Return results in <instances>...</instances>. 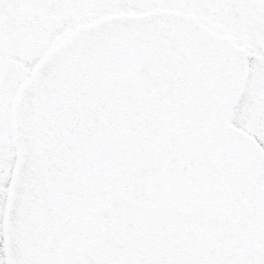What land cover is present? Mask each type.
Here are the masks:
<instances>
[{"label":"rangeland","instance_id":"374dc122","mask_svg":"<svg viewBox=\"0 0 264 264\" xmlns=\"http://www.w3.org/2000/svg\"><path fill=\"white\" fill-rule=\"evenodd\" d=\"M51 1L50 7L32 0H11L0 7L12 53L0 92V165L7 177L1 190L6 196L7 187H13V196L19 197L17 184L33 180L45 198L57 203L68 229L73 215L92 209L114 230L102 245L105 255L94 253L95 260L126 264V238L142 221L135 201L146 200L149 181L160 167L129 164L122 172L133 182L132 194L111 198L106 163L117 164L122 154L125 163L135 151L133 144L109 138L115 126L155 137L207 116L209 110L197 103L203 94L196 69L206 66L211 52L226 51L225 60L247 51L264 56V21L246 0ZM217 81L222 88L221 93L214 90L217 128L224 129L228 149L238 156L234 162L253 163L264 176V61L238 60ZM22 85L32 88L17 98ZM12 101L20 102L17 111ZM57 114L67 120L78 116L82 130L70 128L76 139L65 132L64 118L46 119ZM23 217L17 221L19 231L26 219L31 228L33 218ZM38 224L35 219L34 226ZM23 243L19 237L22 261Z\"/></svg>","mask_w":264,"mask_h":264},{"label":"flooded vegetation","instance_id":"af4514ba","mask_svg":"<svg viewBox=\"0 0 264 264\" xmlns=\"http://www.w3.org/2000/svg\"><path fill=\"white\" fill-rule=\"evenodd\" d=\"M246 3L248 9L264 21L261 20L264 0H246ZM9 38L0 11V92L8 64L12 61ZM254 54L257 53L247 51L225 60L226 52L223 55L214 52L208 55L206 66L196 69L203 94L197 103L209 112L205 117L199 116L197 123L187 122L186 127L174 135L172 153L163 155L165 159L159 172V175L163 174L164 167L169 165L177 175L188 176L190 186L183 196L191 211L180 213L174 219L170 216L168 219L153 218L144 213L143 221L139 222L142 228L128 234L126 264H255V261L264 264V176L253 163L244 166L234 162L233 158L238 156L228 149L224 129L217 128L219 100L214 94L215 91L222 92L218 87L219 75L236 61L244 57L264 61V56ZM228 62H231L229 67L222 69ZM30 88L28 85L20 89L29 91ZM16 105V101L11 102L12 109ZM3 116L0 106L1 125ZM15 135L13 128V139ZM1 170L0 165V264H107L104 260H95L97 253L101 256L106 253L101 248L108 240L110 228L104 221L85 214L76 217L74 226L68 229L61 212L55 210L53 216L45 212L48 205L35 193L37 189L29 180L17 184L19 197L13 196V187H7L8 192L3 196L1 184L7 177H2ZM115 177L116 188L127 189L123 178ZM166 179L160 181L161 188L166 185ZM159 192L161 196L155 200L168 201L163 189ZM20 212L24 217L33 218L31 228L24 219V228L19 231ZM35 219L40 222L39 227L34 226ZM19 237L25 242L22 245L26 250L22 248V252H26L23 261L19 258Z\"/></svg>","mask_w":264,"mask_h":264},{"label":"snow or ice","instance_id":"6c2138e0","mask_svg":"<svg viewBox=\"0 0 264 264\" xmlns=\"http://www.w3.org/2000/svg\"><path fill=\"white\" fill-rule=\"evenodd\" d=\"M11 0H0V7L7 6ZM257 139H260L259 135L256 136ZM261 143H264V140L260 141ZM257 254H259V250H257ZM255 264H260L259 261H255Z\"/></svg>","mask_w":264,"mask_h":264},{"label":"water","instance_id":"95a60500","mask_svg":"<svg viewBox=\"0 0 264 264\" xmlns=\"http://www.w3.org/2000/svg\"><path fill=\"white\" fill-rule=\"evenodd\" d=\"M38 1H40V2H42V3H45L46 5H49V2H46L45 0H38ZM174 206H175V208H177V210H178V209L186 210L185 205H182V204L176 203V204H174Z\"/></svg>","mask_w":264,"mask_h":264},{"label":"trees","instance_id":"16d2710c","mask_svg":"<svg viewBox=\"0 0 264 264\" xmlns=\"http://www.w3.org/2000/svg\"><path fill=\"white\" fill-rule=\"evenodd\" d=\"M145 211V210H144Z\"/></svg>","mask_w":264,"mask_h":264}]
</instances>
